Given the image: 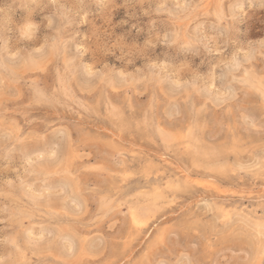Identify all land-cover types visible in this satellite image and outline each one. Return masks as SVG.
Wrapping results in <instances>:
<instances>
[{
  "label": "rangeland",
  "instance_id": "obj_1",
  "mask_svg": "<svg viewBox=\"0 0 264 264\" xmlns=\"http://www.w3.org/2000/svg\"><path fill=\"white\" fill-rule=\"evenodd\" d=\"M263 229L264 0H0V264H264Z\"/></svg>",
  "mask_w": 264,
  "mask_h": 264
},
{
  "label": "bare ground",
  "instance_id": "obj_2",
  "mask_svg": "<svg viewBox=\"0 0 264 264\" xmlns=\"http://www.w3.org/2000/svg\"><path fill=\"white\" fill-rule=\"evenodd\" d=\"M166 166H167V165H166ZM176 174H177V173H176ZM210 179H212V178H210ZM210 179H207V180H210ZM214 181H215V180H214ZM202 183H203V182H202ZM202 183H201V184H202ZM205 184H207V183H205ZM180 185H181V184H180ZM205 187H206V186H205ZM223 192H224V191H223ZM224 193H226V192H224ZM224 193H223V194H224ZM220 195H221V194H220ZM213 207H214V206H213ZM249 216H250V215H249ZM243 219H244V218H243ZM261 227H263V226H260V228H261ZM263 230H264V229H263Z\"/></svg>",
  "mask_w": 264,
  "mask_h": 264
}]
</instances>
